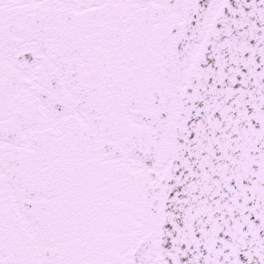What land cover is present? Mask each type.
<instances>
[{
    "label": "snow or ice",
    "instance_id": "6c2138e0",
    "mask_svg": "<svg viewBox=\"0 0 264 264\" xmlns=\"http://www.w3.org/2000/svg\"><path fill=\"white\" fill-rule=\"evenodd\" d=\"M0 264H264V0H0Z\"/></svg>",
    "mask_w": 264,
    "mask_h": 264
}]
</instances>
